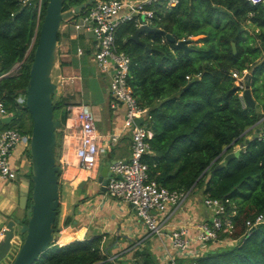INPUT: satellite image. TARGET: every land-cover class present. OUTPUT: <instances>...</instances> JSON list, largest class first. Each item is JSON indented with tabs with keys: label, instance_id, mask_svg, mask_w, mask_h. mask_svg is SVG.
Masks as SVG:
<instances>
[{
	"label": "trees",
	"instance_id": "1",
	"mask_svg": "<svg viewBox=\"0 0 264 264\" xmlns=\"http://www.w3.org/2000/svg\"><path fill=\"white\" fill-rule=\"evenodd\" d=\"M82 1L65 0L63 9ZM46 3L43 0L38 19L34 4L0 0V95L8 110L1 127H17L23 133H30L32 119L25 98L19 101L18 97L25 96ZM149 6L154 10L152 25L161 30L141 31L139 39L144 44L132 39L133 20L116 32L119 47L131 56L128 82L132 93L139 105L148 108L145 122L153 135L151 152L143 159L149 178L170 189L192 192L198 188L203 195L228 198L226 214L234 230L224 233L240 236L247 219L264 214V0H178L171 6L166 0H156ZM180 39H190L187 50L177 45ZM245 68L261 110L244 103L238 94L232 71ZM74 102L65 103L56 96L55 107L64 104L67 111L63 121L67 105ZM236 145L239 153L225 159ZM61 146L62 140L58 156ZM63 194L59 186L54 221L59 234L33 264H113L102 251L101 236L72 237V213L60 217ZM190 262L264 264V221L239 243L211 247Z\"/></svg>",
	"mask_w": 264,
	"mask_h": 264
},
{
	"label": "built area",
	"instance_id": "2",
	"mask_svg": "<svg viewBox=\"0 0 264 264\" xmlns=\"http://www.w3.org/2000/svg\"><path fill=\"white\" fill-rule=\"evenodd\" d=\"M154 1L156 0H93L80 12L75 13L76 15L73 14L66 19L75 33L80 30L90 32L98 70L110 77L109 106L116 109L119 104H123L125 113L121 127L115 128L107 135H100L91 105L84 101H76L67 105L68 115L63 125L70 129L71 122L76 124L74 158L77 166L89 173L97 168L102 150L111 151L112 146L117 144L123 135L124 129L130 131L129 156L115 158L109 162L110 176L104 192L111 198L132 205L148 234L161 235L165 233L164 229L171 212L178 208L191 192L170 189L149 178L148 163L143 159L145 154L151 152L149 139L153 135L145 122L148 108L139 105L132 93L128 82L131 56L119 47L116 39L118 27L126 21H135L136 27L142 24L152 25L154 10L149 5ZM177 1L166 0V5H174ZM249 1L256 3L260 0ZM42 2L43 0H21L22 4L35 5L38 19ZM76 52L77 55L84 54L81 46L76 48ZM247 74L246 68L242 72L232 71L235 83L239 87L238 94L243 102ZM58 78V86H63L67 82L63 74H59ZM70 80L74 83L81 80V73L74 74ZM7 113L4 99L0 95V115ZM137 117H143L139 125L135 122ZM29 136L30 133H23L17 127H0V179L10 180L16 177L19 166L12 159L13 153L16 149H19L20 155L29 151ZM26 159L30 164L29 156L26 155ZM58 159L62 171L70 165L68 157L63 152ZM202 202L210 209L211 220L182 223L172 228L168 232L169 244L163 245L160 264H182L181 258L193 260L202 252L214 247L212 245H235L246 237L253 226L264 221V214L259 213L254 219L246 220V229L242 235L231 236L224 233L234 230V223L226 214L229 199L205 195ZM4 230L5 227L0 230L2 237Z\"/></svg>",
	"mask_w": 264,
	"mask_h": 264
},
{
	"label": "water",
	"instance_id": "3",
	"mask_svg": "<svg viewBox=\"0 0 264 264\" xmlns=\"http://www.w3.org/2000/svg\"><path fill=\"white\" fill-rule=\"evenodd\" d=\"M64 1L47 0L29 67L24 100L32 119L29 136L32 190L30 203H27L26 195L22 194L19 197V206L25 209L26 221L20 217H10L6 223L4 236L0 239L1 261L11 249L13 238L19 240L20 235L24 234L10 264H33L39 254L59 234V231L54 228V221L59 205V177L62 169L56 153V143L58 127L62 125V122L60 118L53 115L58 83L52 74L57 59V33L63 20L80 12L93 0H84L68 9H63ZM160 30L154 25L142 24L136 27L132 39L144 44L139 39L141 31ZM165 35L169 40H174V36L170 33ZM189 43L190 39L177 41V45L184 50L189 48ZM243 97L247 105L261 110V106L252 95L249 74L245 76ZM142 121L143 117L135 118L138 125ZM238 153L239 148L227 153L225 159ZM109 162L101 166L96 180L102 191H105V185L110 176ZM84 183L85 180L81 181L80 186Z\"/></svg>",
	"mask_w": 264,
	"mask_h": 264
},
{
	"label": "crops",
	"instance_id": "4",
	"mask_svg": "<svg viewBox=\"0 0 264 264\" xmlns=\"http://www.w3.org/2000/svg\"><path fill=\"white\" fill-rule=\"evenodd\" d=\"M69 26V22H61L59 39H67L68 37L69 39H76L77 48L80 45L78 43L79 39L75 38L78 36V33H75V30ZM88 36H91V34ZM59 39L57 41V46L60 44H63L64 46V52H61L62 57L64 58V64L61 65L64 67L66 64V67L70 68L68 62H70L69 54L71 48L69 43H66L65 41L59 42ZM89 42L90 44L87 43V46L85 47L87 50L91 48V38ZM103 90L109 99L108 86H103ZM76 101L78 100L76 99ZM109 110L110 113H108V111L106 112L108 113L106 115V130H99L102 135L111 133L115 128H119L123 124L125 106L119 104L116 109L109 108ZM6 115H8V113ZM6 115H0V127L2 122L5 121L4 117H6ZM74 133L75 129L73 128L65 129L63 132L61 152L68 157L70 165L61 172L59 177L63 184L64 193L61 199L62 211L65 215L68 212L72 213V231L70 233L72 237H90L93 235V229H100L104 235L109 233L112 236L114 235L112 241L113 254L108 255L112 260H115V262H119V264H140L142 263V260H145L142 254V252L145 251V253H153L157 262L156 264H160L163 252L162 249L164 248L163 245L169 244L168 232L172 228L177 227L182 223L211 220V211L202 202V197L204 195L198 188H195L189 194L190 197L188 196L189 198L187 197L178 208L171 212L164 229L165 233L161 235L148 234L144 223L141 218L137 216L136 210L132 205L107 196L104 191L100 190L98 183L97 187L92 189L89 188L94 191L100 190V193L97 194H95L97 191L92 194L91 191L90 194H88L83 188L85 183L83 186H80V183L83 180H85V182L89 178L97 180L101 166L106 164L107 161L129 156L130 131L127 128L124 129L123 135L118 140V143L123 147L117 149V154L109 159H105L102 164L99 163L97 168L90 173L77 166L74 158V146L76 143ZM249 136L250 134L247 135V137ZM235 149H237V145L234 147V150ZM113 150L114 149L106 153L111 154ZM12 159L16 161L19 166L16 175L17 177L10 180L0 179V230L3 227H6V223L10 217H20L23 219L25 216V209H21L19 206L20 195H26L27 203L29 201V179L27 175L29 171V163H26V154L20 155L19 149H16L13 153ZM79 170H84L86 173L76 183H73V178H75V175H77ZM24 180L26 181V184ZM192 195L194 196L192 197ZM189 199H191V201H189ZM0 239H2L1 234ZM212 246L215 247V245ZM102 248L103 250L105 249V251H108L106 246L102 245Z\"/></svg>",
	"mask_w": 264,
	"mask_h": 264
},
{
	"label": "rangeland",
	"instance_id": "5",
	"mask_svg": "<svg viewBox=\"0 0 264 264\" xmlns=\"http://www.w3.org/2000/svg\"><path fill=\"white\" fill-rule=\"evenodd\" d=\"M64 22L67 23L68 20H63ZM62 21V22H63ZM71 28V25L69 26ZM90 35L89 31H82L80 30L78 32V36L75 38H78L79 41L78 43L80 44L79 46H82L83 48V55H77L76 54V39H69V37L66 39H59V42H66L69 43V46L71 48L70 54H69V59L70 62H68V64H70V68L66 67L67 65L65 64V66L63 67L61 65V62H64V58L62 57V53L63 51V44L58 45L57 48V59H56V64L54 66V69L52 71L53 74V78L56 80V82L59 80V74H63L65 77V81H67L65 84H63V86H58L57 87V91H56V96L58 98H61L66 102H70L72 100L78 99V101H84L88 104L91 105L92 110H93V114L95 117V122H96V128L97 131L100 135H102L100 133V131H104L106 130V122H107V118L106 115L108 113H110V109H112L109 106V101H110V92H109V99L105 93V91L103 90V86L107 85L109 87L110 85V77L108 74L106 73H100L95 61V53H94V47L93 45H91V48H89L88 50L85 48L87 46V43L90 44L89 40L91 38V40L93 41V37L88 36ZM19 64H15V66L13 67V70H16L18 68ZM81 72V80H77L75 83L71 82V76H73L76 72ZM75 72V73H74ZM79 72V73H80ZM109 91V89H108ZM25 96L23 95H19L18 99L19 101H22V99H24ZM108 100V102H107ZM109 107V108H108ZM108 111V113H106ZM66 108L65 105H60L57 107H54L53 110V115L54 117H58L61 118L62 120V125L60 127H58V139H57V143H56V151L58 153V147L57 145L60 143V141L62 140V135L65 129H67L65 127V122L64 120V115L66 114ZM8 119V117H4V119ZM71 127L73 129H75L76 124L71 122ZM100 130V131H99ZM257 132V129H255V133ZM251 137V135L249 136ZM114 149L113 152L110 154H107L106 152H103L100 155L99 158V163L102 164V162L105 161V159H109L113 156H115L117 154V149L123 147L120 143H117L115 145L112 146ZM236 147V146H235ZM238 148V146H237ZM130 149V147H129ZM128 149V150H129ZM26 163H27V159H26ZM30 166V165H29ZM17 177V176H16ZM29 179V177H28ZM25 184L26 181L24 180ZM59 186L61 189H63V184L62 181L59 179ZM94 187H97V181L96 180H92V179H88L85 182V186L83 187L84 190H86V192L88 194H91L96 192L100 193V190H90ZM30 188V185H29ZM90 188V189H89ZM97 189V188H96ZM99 189V187H98ZM29 191V190H28ZM31 196V195H30ZM194 195H192L193 197ZM205 196V195H204ZM190 197V196H189ZM188 197V198H189ZM189 201H191V199H189ZM61 202V199H60ZM198 202V201H197ZM22 209V208H21ZM24 211V210H22ZM25 214V213H24ZM25 217V216H24ZM61 218L64 217V213L62 211ZM100 229H93V235L92 236H101V246L104 245L107 247L108 251H105V249L102 251L107 254L108 258L111 260V262L113 264H119V262H115V260H112V258L109 255L113 254V245H112V241H113V236L109 233L107 235H104ZM20 235V234H19ZM18 235V236H19ZM24 234L20 235V239H15L13 238L12 240V246L11 249L8 251V253L6 254V256L0 261V264H10V262L12 261L21 241L23 240ZM151 252V251H150ZM109 254V255H108ZM143 256L145 258V260L147 262L150 263H157L155 260V255H153V253H143ZM182 261V264H191V262L189 260H187L186 258H181L180 259ZM121 261V260H119Z\"/></svg>",
	"mask_w": 264,
	"mask_h": 264
},
{
	"label": "bare ground",
	"instance_id": "6",
	"mask_svg": "<svg viewBox=\"0 0 264 264\" xmlns=\"http://www.w3.org/2000/svg\"><path fill=\"white\" fill-rule=\"evenodd\" d=\"M86 171L84 170H79L77 175H75V178H73V182L76 183L81 177L85 175Z\"/></svg>",
	"mask_w": 264,
	"mask_h": 264
},
{
	"label": "clouds",
	"instance_id": "7",
	"mask_svg": "<svg viewBox=\"0 0 264 264\" xmlns=\"http://www.w3.org/2000/svg\"><path fill=\"white\" fill-rule=\"evenodd\" d=\"M249 74V73H248ZM245 102V101H244Z\"/></svg>",
	"mask_w": 264,
	"mask_h": 264
}]
</instances>
